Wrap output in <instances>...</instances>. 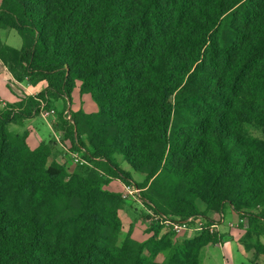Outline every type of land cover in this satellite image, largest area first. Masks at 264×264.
I'll return each instance as SVG.
<instances>
[{
    "label": "trees",
    "instance_id": "trees-1",
    "mask_svg": "<svg viewBox=\"0 0 264 264\" xmlns=\"http://www.w3.org/2000/svg\"><path fill=\"white\" fill-rule=\"evenodd\" d=\"M1 30L21 39L0 40L12 80L46 86L0 110V264H199L216 239L207 232L174 243L153 224L146 240L120 241L126 201L106 186L136 183L115 155L143 177L142 205L156 214L230 206L259 264L264 0H0ZM76 89L96 112L66 110ZM50 100L66 103L54 132L91 169L48 164L53 140L32 149L9 129Z\"/></svg>",
    "mask_w": 264,
    "mask_h": 264
},
{
    "label": "crops",
    "instance_id": "crops-1",
    "mask_svg": "<svg viewBox=\"0 0 264 264\" xmlns=\"http://www.w3.org/2000/svg\"><path fill=\"white\" fill-rule=\"evenodd\" d=\"M11 31V30H10ZM9 37L8 30H1L0 31V40L7 44V40ZM10 46V45H8ZM11 47V46H10ZM17 49V48H15ZM0 76H5L8 79L11 77V75L8 73L7 69L0 64ZM21 86H23L22 83H20ZM44 84V83H39ZM37 86V85H36ZM46 85H44L45 88ZM24 88V87H23ZM43 88V89H44ZM42 89V90H43ZM88 96V95H87ZM0 97L8 100V101H16L18 98L15 97V95L8 89L7 87H3V84L0 83ZM91 99V98H90ZM92 101V100H91ZM64 104L63 101L57 100L53 103L55 110H59L62 108V105ZM92 112H96L97 108L95 105H93ZM70 108V104L67 103V109ZM2 109V108H1ZM42 117V116H41ZM51 117V115L47 116ZM34 120V118L30 119H24L21 121L19 126H21L22 130H28L29 128H32V125L30 126V121ZM56 122V119L52 117V120L48 121V128L51 132L50 136L48 138H43L39 135V128L35 129V131H31L28 133V136L26 138V142L28 146L32 149L36 148L39 143L41 142H48L49 140H55L57 141V138L59 137L56 132L53 130V124ZM17 126V125H16ZM18 126V128H19ZM20 131V128H19ZM34 134L37 135L35 142L33 145H31L30 137ZM21 134V133H20ZM54 138H53V137ZM62 160H59L61 163ZM121 164V163H120ZM125 164V167L123 168V165L121 166L125 171L129 172L127 169V164ZM133 180H135L133 178ZM106 189L113 192H122L123 184L119 181H112L106 186ZM126 204H130V202H127ZM144 209V208H143ZM197 209L199 212H204L205 205L201 202H197ZM145 211V210H144ZM145 215V214H144ZM147 215V214H146ZM145 215V216H146ZM119 216L122 220L123 226L122 231L124 230V220L123 216L127 218V212L125 205L123 206L122 210L119 211ZM148 216V215H147ZM203 218H206L207 225L204 228H199L197 224H194L191 226V229L184 232L180 236L177 237V242H183L185 240H191L197 236H199L203 232H207L210 235H214L216 237L214 242H210L205 247H203L199 252V264H257V261H253V259L250 257V254L245 250L243 243H242V237H243V231L240 228L241 219L238 217V215L232 210L230 206H225L223 212L219 214V219H217L216 222H212L211 218L215 219L217 214L213 212H208L206 215H200ZM133 220V219H132ZM149 228L145 229V233L141 234L139 232H136V227L130 232L131 237L138 240V241H144L148 237H150L153 234V231L150 230L151 227L147 225ZM127 232L130 231V228L126 230ZM162 229L158 231V235L162 234ZM126 232V233H127ZM180 237V238H179ZM260 242L262 246L264 247V236L260 238ZM256 262V263H255ZM259 264H264V257L260 258V261H258Z\"/></svg>",
    "mask_w": 264,
    "mask_h": 264
},
{
    "label": "rangeland",
    "instance_id": "rangeland-1",
    "mask_svg": "<svg viewBox=\"0 0 264 264\" xmlns=\"http://www.w3.org/2000/svg\"><path fill=\"white\" fill-rule=\"evenodd\" d=\"M9 32V37L7 40V44L10 45L12 48H17L19 49L21 47V39L20 37L17 35L16 32L14 31H10ZM1 67V65H0ZM0 83L3 84V87H7L8 89H10V91L15 95V97H17L18 99L14 102L12 101H8L2 97H0V110H2L4 108V106L6 104H13L17 101H19L20 99L24 98L25 96H35L36 94H38L39 92L42 91V89L44 88L45 84H38L37 86H32L30 84H28V82L26 80H24L23 82H21L23 84V86H21L20 83L15 82L14 80H12V77H9L8 79L5 76H0ZM24 87V88H23ZM55 101L50 100V102L48 104L43 103L42 106H44L43 110H47L50 111L51 109L54 110V114L51 115V117H44L41 115V113L34 118V120L30 121V126L32 125V128H29L28 130H22L21 126L19 125H10L9 129L12 132L15 133H21L23 134L24 132L30 133L31 131H35V129L39 128V135L42 136L43 138H48L51 134L49 128H48V121L52 120V117H54L56 119L57 117V112H60L64 109V107H66V103H64L62 105V108H60L59 110H55V107L53 105ZM93 105H95L89 96L87 95H83L80 96L77 89L73 92L72 94V100L70 103V108L66 110H70V111H78V110H82L85 113H92L93 110ZM95 107L97 108V106L95 105ZM2 108V109H1ZM65 110V111H66ZM69 111V112H70ZM42 116V117H41ZM20 131H19V128ZM252 132L257 133L260 136V131L258 129H252ZM37 135L33 133V135L30 137V142L31 145L34 144ZM53 137V136H52ZM54 138V137H53ZM58 140L55 142V140H53L55 143H53V146L51 147V154L50 157L48 159V164L51 163H58L60 165H64L66 167V169L68 171L71 172H84L87 169H91L93 166L91 163L88 162V160L84 159V157H88L87 154L82 151V152H76L78 157L81 160H84L87 162V164H82L80 162H74L73 159H71V156L69 154V148H70V144L69 143H63L61 142V138H57ZM80 140L83 143H86V138L85 136L80 137ZM59 160H62L61 163L59 162ZM114 161L117 164H120V167L123 165V168L125 167V162H123V159L121 156L119 155H115L114 156ZM91 167V168H89ZM129 173L132 175V178H134L136 185H140L142 183V181L144 180L142 176H140L139 174L134 173L132 170H130V168L128 166H126ZM122 168V167H121ZM123 200V199H122ZM127 202H125V208H126V212H127V218L125 216H123V220H124V230L122 231V234L120 236V241L123 240V238L125 237V235L127 234L126 230H128L130 228V232L136 227V232L141 231V234L145 233V229H148L149 227L147 225H151L149 223V216H147V212L144 211L145 207L142 204H139L137 202H130V204H126ZM199 203V201H198ZM144 208V209H143ZM146 216H145V215ZM133 219V220H132ZM217 219H219V214H217V216L215 217V219L211 218L212 222H216ZM159 229H162L163 226H159ZM164 230L162 231V235L165 236V238H168L171 242H177V237L178 236H174L170 230L168 228L163 227ZM185 234V233H184ZM183 234V235H184ZM144 235V234H143ZM182 235V236H183ZM180 236V237H182ZM179 237V238H180ZM146 254H144L145 256ZM165 256L164 254H161L158 257V260H162L164 259Z\"/></svg>",
    "mask_w": 264,
    "mask_h": 264
},
{
    "label": "built area",
    "instance_id": "built-area-1",
    "mask_svg": "<svg viewBox=\"0 0 264 264\" xmlns=\"http://www.w3.org/2000/svg\"><path fill=\"white\" fill-rule=\"evenodd\" d=\"M40 113L42 116L47 117L49 115H53L55 112L53 109H51L50 111L43 110V106H42ZM65 114L67 115V119L70 120V116H69L68 112H65ZM69 154L71 156V159H73L74 162L78 161L82 164H84V163L87 164L86 161L81 160L78 157L76 152H69ZM142 191H143V189H141L138 186H136L135 184L131 183L128 185H123V189H122V192L120 193V195H121V198L126 202H137L139 204H142V202H141ZM145 211L147 212V214L149 216V223L151 225L155 224V225H159V226H163L165 228H168L174 236H180L184 232L190 230L191 226L194 224H197L199 228H204L208 223L206 221L207 219L203 218L201 216H196L193 218H189L187 220H180L179 218L168 217V216L156 214L150 209L145 208Z\"/></svg>",
    "mask_w": 264,
    "mask_h": 264
}]
</instances>
